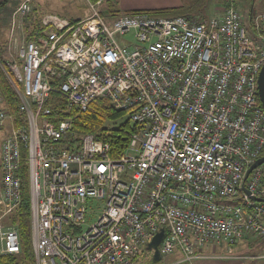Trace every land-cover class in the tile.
<instances>
[{
  "label": "built area",
  "instance_id": "1",
  "mask_svg": "<svg viewBox=\"0 0 264 264\" xmlns=\"http://www.w3.org/2000/svg\"><path fill=\"white\" fill-rule=\"evenodd\" d=\"M83 1L84 19L45 14L35 31L25 0L10 20L0 68L17 108L0 89V255L22 251L3 223L22 203V166L34 264H137L160 229L161 260L177 252L182 264L198 248L264 240V164L241 189L264 150V13L253 40L231 5L202 22ZM95 99L134 127L123 153L74 130Z\"/></svg>",
  "mask_w": 264,
  "mask_h": 264
},
{
  "label": "trees",
  "instance_id": "2",
  "mask_svg": "<svg viewBox=\"0 0 264 264\" xmlns=\"http://www.w3.org/2000/svg\"><path fill=\"white\" fill-rule=\"evenodd\" d=\"M229 5L234 8V0H228ZM251 2V6L254 5ZM264 1V0H263ZM7 2L1 3L0 8L4 7ZM227 6V7H228ZM235 9V8H234ZM179 8L173 9H157V10H134V11H125L123 14L131 13H147L152 16H165V17H175L180 14L178 11ZM237 10V9H235ZM238 11V10H237ZM264 13V12H262ZM257 13L253 14V11L250 10L248 23L250 24L251 18L262 14ZM30 13L25 18V23L28 26H31L35 31L40 28V20L35 19ZM192 18H196L205 21V18L201 15H191ZM203 17V18H202ZM209 19V18H208ZM6 45L0 42V60L5 54ZM1 62V61H0ZM0 89L2 90L6 100L7 106L12 113H16L17 108V99L8 84L7 78L4 76L0 68ZM256 106L261 108L260 101L256 97ZM134 127L130 124L127 115L125 112H118L112 109L109 103L104 99H95L87 109L82 112L74 120V130L80 134H91L96 139L101 140L109 144L112 155H117L118 153H123L127 144L129 142L130 135ZM24 156V155H23ZM264 156V150L261 152L260 157ZM23 173V200L19 208L6 216L3 219V223H9L8 225H13L18 231L20 242H21V255L12 256V255H0V264H34L33 255H32V246L30 238V205L29 197L27 193V181L25 179V166H22ZM260 243V242H256ZM144 262V263H143ZM137 264H154L152 260H142Z\"/></svg>",
  "mask_w": 264,
  "mask_h": 264
},
{
  "label": "crops",
  "instance_id": "3",
  "mask_svg": "<svg viewBox=\"0 0 264 264\" xmlns=\"http://www.w3.org/2000/svg\"><path fill=\"white\" fill-rule=\"evenodd\" d=\"M25 0H0V4L7 2L6 5L2 8H0V25L2 23H5L8 21V27L10 24V20L12 17V14L14 11L24 2ZM31 1V7H32V16L35 19H39L40 17L38 15V11L43 9L45 11L50 12L51 14L58 15L59 17L69 19V20H80L84 19L89 15V9L86 3L83 0H29ZM109 0L106 5H104V10L107 12L117 10L115 7L110 4ZM253 1V0H252ZM258 5V11H263L264 9L262 6H264V1L260 0ZM144 1H139V0H117L116 7L119 9L118 11H134V10H145L141 6ZM253 4V2H252ZM256 5V0L254 1V6L250 5V9H248L249 14L250 10L252 11V8L254 9ZM150 7V6H149ZM173 8H179L178 12L180 14H177L178 16H193V15H201L207 20L205 16H208L207 13V8L205 5L202 4H193L189 6H184L181 3V0H162L159 8H154V9H146V10H157V9H173ZM206 14H202V12ZM258 13V12H257ZM176 16V15H173ZM211 16V15H209ZM1 27V26H0ZM7 27V29H8ZM7 36H8V30H7ZM6 39L1 42V43H6ZM3 132V131H1ZM5 134V132H3ZM7 136V132H6ZM5 136V137H6ZM247 242V240H246ZM245 242V243H246ZM243 241H240L239 243L235 244L236 246H233V252L235 250L237 251V248L239 247H245V245L242 244ZM256 244V243H255ZM259 244H262L260 242ZM221 245V244H220ZM220 245H209L205 246L203 248H198L196 249V255L195 258L192 260V263L194 264H264V252L258 253V251L255 250V245L253 244H247L246 246H252L251 250L245 251L251 252L252 254H246L244 255L243 253L245 252H238L237 254H229L230 247L227 250L226 248L222 249Z\"/></svg>",
  "mask_w": 264,
  "mask_h": 264
},
{
  "label": "rangeland",
  "instance_id": "4",
  "mask_svg": "<svg viewBox=\"0 0 264 264\" xmlns=\"http://www.w3.org/2000/svg\"><path fill=\"white\" fill-rule=\"evenodd\" d=\"M139 1H144L143 5L141 6H145V7H142L143 9H154V8H159L160 4H161V1L162 0H139ZM251 2L252 0H234V8L237 9L240 14H241V17L243 19V26L246 30V33L247 35L253 39V40H256L257 38V34L256 32H254L252 30V28L250 27V24L248 23V18H249V11L248 9H250V5H251ZM259 2H261L260 0H256V5L254 7V9L252 8V11H253V14L256 15L257 12L258 13H262L264 12V10L261 12V11H258V5H259ZM116 3H117V0H111L110 1V4H112L115 9L117 10H113L111 11L112 13L114 14H117L115 16H119L122 14V11H118L119 9L116 7ZM181 3L184 5V6H189V5H193V4H202V5H205L207 8V15L208 16H205L206 18H211V17H214V15L216 16V13L218 12V10L221 8V7H224L226 8L229 4V1L228 0H181ZM150 6V7H149ZM254 6V5H253ZM262 8L264 9V6H262ZM204 13V11L202 12V14ZM45 14H51L50 12L48 11H45L43 9L39 10L38 11V15L41 16V15H45ZM206 14V13H204ZM219 14V13H218ZM211 15V16H209ZM160 17H165V16H160ZM203 18V17H202ZM8 21H6L5 23H2L0 26V42H3L5 39H7V27H8ZM117 42L120 44V45H124L125 44V41H132L133 40V34L130 33L124 37H117L116 38ZM5 132V134L3 132ZM6 132H8V130L6 128H4L3 130H0V158H1V143L2 141L4 140L5 136H6ZM0 181H1V177H0ZM8 221H6V223H4L6 226H8L9 223H7ZM247 240V242H246ZM243 239V245H245V247H239L237 248V251L235 250L234 253L233 252V246H229V245H226L224 243H222L220 245V247H222V249L226 248L227 250L229 249V247L231 248L230 251H229V254L232 255V254H237L238 255V252L242 253V252H245L247 250H251V247L249 246H246V243L247 244H253L255 245V250L258 251V253H262L264 252V240H254V239H251V238H247V239ZM246 242V243H245ZM256 242H262V244H255ZM216 244H213L212 246H214ZM219 246V245H218ZM236 246V245H234ZM176 251V250H175ZM244 255L246 254H252L251 252H245L243 253ZM151 258H152V252H147L146 253V257L143 259L145 261H148L150 260L151 261ZM182 259L181 255H179L177 252H172L171 254L169 255H166L162 258V260L160 262H158L157 264H182V263H178L180 260ZM144 263V262H143ZM183 264H188V263H183ZM189 264H194V263H189Z\"/></svg>",
  "mask_w": 264,
  "mask_h": 264
},
{
  "label": "water",
  "instance_id": "5",
  "mask_svg": "<svg viewBox=\"0 0 264 264\" xmlns=\"http://www.w3.org/2000/svg\"><path fill=\"white\" fill-rule=\"evenodd\" d=\"M257 96L258 99L260 101L261 104V108L264 112V65L261 67L259 74L257 76ZM264 164V156L259 157L258 159H256L254 161V163H252L250 165V167L246 170L243 180L241 182V189L246 192V190L244 189V181L246 180V178L248 177L249 173L256 167L260 166ZM257 202H262L264 203V199H258L255 198L254 199ZM165 236V231L164 229H160V231L155 234V236L153 237L152 241L150 243L147 244L146 250L149 251H153L152 253V263L157 264L158 262L161 261V256L159 254L158 251V245L162 242L163 238Z\"/></svg>",
  "mask_w": 264,
  "mask_h": 264
}]
</instances>
